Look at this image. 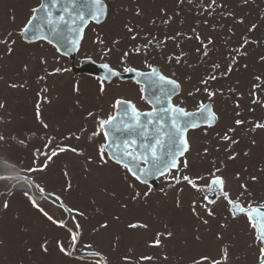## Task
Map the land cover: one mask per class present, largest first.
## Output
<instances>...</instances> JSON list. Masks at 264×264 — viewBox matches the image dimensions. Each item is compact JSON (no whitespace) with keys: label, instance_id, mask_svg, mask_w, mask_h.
Returning a JSON list of instances; mask_svg holds the SVG:
<instances>
[{"label":"rangeland","instance_id":"obj_1","mask_svg":"<svg viewBox=\"0 0 264 264\" xmlns=\"http://www.w3.org/2000/svg\"><path fill=\"white\" fill-rule=\"evenodd\" d=\"M36 1L0 0V40L15 41L9 45L13 49L11 54L0 44V103L5 105L0 109V132L14 137L11 147L0 145V264H77L58 251V242L65 247L70 245L66 228H60L34 208L25 192L54 220H63L67 228L77 230L79 223L83 243L91 244L94 251L101 253V264H211L213 259L225 264L222 260L224 249L228 254L226 264H257L259 246L255 242V230L246 215L233 218L222 196L215 204L208 205L213 212L209 216L201 207L205 203L204 193L183 183L169 187L172 182L161 177L159 186L153 187L154 195L146 202L130 199L123 179L124 170L114 164H101L97 148L105 142L104 136L92 137V133L99 119L114 115L118 109L114 107L117 99L135 100L144 109L150 106L140 99V86L132 80L115 78L111 84L106 83L105 91L101 92L97 76L77 73L74 67L92 58L118 70L124 67L148 70L144 63L147 59L148 63L160 66L180 82L181 91L175 102L196 110L200 100L208 102L200 80L211 75L212 65L219 63L218 79L208 85L217 92L212 104L219 119L208 129L207 135L202 129L190 130L191 147L185 155L189 168L183 174L204 176L199 183L205 185L209 182V173L220 168L216 175L224 178L225 191L232 199L239 198L245 206L249 203L253 207L262 206L264 130L252 132L251 123L236 126L234 120L264 122V105L251 103L252 93L264 101V61L260 59L264 56V0H248L246 4L244 0H217L225 7L216 9L212 16L200 13L197 5L201 0H193L192 5L187 0L184 3L180 0H106L110 4L107 19L100 25L91 23L88 26L75 59L60 56L44 41L28 44L20 37L19 29L31 15ZM229 12L231 16L226 15ZM169 16L171 21L164 24ZM241 18L244 23L238 22ZM205 19L207 24L203 23ZM125 24L139 33L135 41L130 38ZM253 24L257 27L249 32ZM193 28L201 37L210 36L214 42L209 46L207 57L196 51L201 46L194 38H178L160 47L150 46L146 53L131 52L134 46L144 45L152 36L163 40L165 35L180 32L188 37L193 35ZM8 33H12L11 37ZM98 37L103 39V45L96 43ZM245 38L250 43L241 51L247 55L237 57L228 76H220L230 62V50L239 48ZM102 47L111 52L102 55ZM125 51L131 54L126 63H121ZM181 52L186 55L179 64L167 62L168 56ZM41 58L47 63L42 64ZM54 68L67 71L49 75ZM256 76L261 80L257 81ZM12 84L17 87H10ZM254 85L259 87L254 88ZM76 86L78 93L74 91ZM44 88L48 91L43 92ZM197 88L201 91L196 92ZM189 92L193 95L188 96ZM38 104L40 118L48 125L47 129L36 119ZM237 112L240 116H236ZM229 128H235V132L228 134L239 141L231 148L228 141L217 135L222 136ZM48 138H52L53 143L45 148ZM20 140L25 142L21 144ZM252 140L256 143L252 144ZM63 146L75 147L78 152L58 153L47 161L43 171L26 173L27 167L39 168L45 163L42 153L50 154L51 150ZM233 153L237 154L236 159L228 160ZM252 176L257 180L252 181ZM242 184L247 185V192L240 187ZM138 188L145 190L143 185ZM160 189H164L167 196ZM57 196L59 200L55 199ZM210 198L214 197L210 195ZM5 201H8V208L4 207ZM193 202L196 203L195 212ZM125 203L127 207L123 206ZM72 209L83 215H76ZM205 220L207 223L203 222ZM104 223L108 224L107 228L101 227ZM133 223L148 227L129 228ZM168 232L172 235L168 236ZM157 233L161 234V246H150ZM42 245L48 248L47 253ZM89 251L82 249L86 256L84 264L95 262L96 258L88 255ZM142 256H150L152 260H142ZM202 257L208 260L203 261Z\"/></svg>","mask_w":264,"mask_h":264},{"label":"snow or ice","instance_id":"obj_2","mask_svg":"<svg viewBox=\"0 0 264 264\" xmlns=\"http://www.w3.org/2000/svg\"><path fill=\"white\" fill-rule=\"evenodd\" d=\"M180 3H184V0H180ZM187 3L192 5L193 0H187ZM244 3H248V0H244ZM197 7L201 14L206 13L207 16H212L216 9H222L225 5L218 4L217 0H207V2L201 0ZM161 11H163V9ZM57 12L59 14H57ZM140 14V10L137 8L136 15L139 16ZM177 15H179V13H177ZM226 15L231 16L232 13L229 12L226 13ZM69 17L71 19H69ZM106 18L107 5L104 0H79V3L77 0H66L63 5H61V0H50V3L45 2V0H40L38 6L31 9V15L19 29V35L28 44H34L37 41H44L55 48L56 53L60 56L67 57L71 53L79 50L80 41L84 38V28L87 27L89 23L100 25ZM171 19L172 17L169 16L168 19L163 21V23L168 24ZM34 22L37 23L34 25ZM238 22L244 23V20L241 18ZM203 23L207 24L208 21L205 19ZM69 25H71L68 27L70 35H66L64 29ZM124 27L127 32L131 34L130 38L135 41L138 38L139 33L134 27L129 26L128 24H125ZM256 27L257 26L253 24L248 31H254ZM191 31L193 35L188 37H184L180 32H177L173 36L165 35L163 40L152 36L147 39V43L144 45L134 46L131 49V52L139 54L142 51H145L146 53V50L150 46L160 47L168 41L175 42L178 38H194L201 46L197 48L196 51L202 52L203 56L207 57L210 50L209 46L214 43L212 38L210 36L201 37L195 28ZM229 31H231V29H229ZM29 32H31V38H29ZM11 35L12 33H8L9 37H11ZM60 41H64L67 45L64 49H62ZM96 43L103 45L104 41L102 38L98 37ZM113 43H117V41H114ZM249 43L250 41L245 38L239 48L230 50V62L227 63L224 71L220 72V76L226 77L233 71L234 66L237 63V57L247 55V53L241 51V49ZM0 44H4L7 52L11 54L13 49L9 45L15 44V41H9L7 39L0 40ZM177 47H179V45H177ZM110 52L111 49L109 48H101L102 55H108ZM130 54L129 51L123 52L121 63H126ZM185 55L186 53L184 52H181L179 55H170L167 57V62L171 63L172 61H175L179 64L181 58ZM260 59L261 61H264V56H261ZM41 63L46 64L47 61L41 58ZM144 63L148 71H141L135 67H124L122 70H117L108 63H103L101 65L105 70L104 76L97 78L99 81V90L101 92L105 91L104 86L106 83H112L113 77H121V71L125 73H134L135 75L132 78V82L140 86V99L150 106V110L141 112L131 101L117 99L114 107H119L121 105L125 106L124 116L127 117V122H123L119 112L116 115H109L106 119L98 120L96 131L92 133V137L101 134L104 136L105 142L100 144L97 148V154L101 164H114L124 170L123 179L127 185L129 197L132 201L146 202L147 198L154 195L153 185L150 183V180L153 177H163L165 180H170L172 183L169 184V187L183 183L190 186V188L194 189L196 192L204 193L202 199L205 203H203L201 207L207 211L209 216H212L213 212L208 205L215 204L216 199H219L222 196L223 199L227 201L229 212L233 218L241 214L248 217L251 227L256 233L255 242L259 246L257 264H264V207H253L250 203L245 206L240 202L239 198L235 200L232 199L229 193L225 191L224 178L221 175H216V173L221 171L220 168H215L214 171L209 173V182L205 185L199 183V181L205 179L204 176L192 177L183 174V172L189 168V163L185 156V154L190 151L191 147L188 138L189 131L202 129L204 134L207 135L208 129L213 128L218 120V116L216 112L213 111L211 103L213 98L216 97L217 92L211 90L208 85L210 82L218 79L216 73L221 69V65L219 63H214L212 65V74L200 80V84L204 85L202 90L206 93L209 102L200 100L195 111H187L184 107L172 103V97L177 96L181 89V84L178 80L166 76L160 68L148 63L147 59ZM244 67H247V65H244ZM25 70H27V65H25ZM63 71H67V69L54 68L49 75L61 73ZM40 79L43 80L44 77H40ZM255 79L260 81L261 77L256 76ZM10 87L16 88L17 85L12 84ZM20 87H23V85H20ZM253 87L258 88L259 85H254ZM149 88L154 89L156 94L148 96L146 92ZM42 91L47 92L48 89L44 88ZM74 91L77 93L79 92L78 86L74 87ZM195 91L200 92L201 89L197 88ZM192 95V92L188 93V96ZM251 95L253 96L251 100L253 105H264V101L257 98L254 93ZM182 102L183 101H181V103ZM4 107L5 105L0 103V109H3ZM236 107H240L239 102H237ZM249 111H254V109H249ZM91 115L92 113H89V116ZM236 116H240V112H237ZM36 119L44 129L48 128V125L40 118L39 104L37 105ZM117 121L120 122L117 123ZM246 123L252 124V128L250 129L252 132H255L258 129L264 130V122L245 121L243 119L234 120L236 126H243ZM233 132H235V128H229L222 136L217 133L221 140L229 142V148H231V145L239 143L238 140L233 139L232 136L228 134ZM76 139H79V137H76ZM89 139H91V137ZM13 142L14 137L0 132V145H8L11 147ZM24 142L25 141L23 140L19 141L21 144ZM52 143V138H48V142L44 147L47 148ZM251 143L255 144L256 141L252 140ZM37 151L39 152V150ZM66 151L77 153L78 149L71 146H63L51 150L50 154L47 152L42 153L45 156V163L39 168L31 166L27 167L25 169L26 173L31 174L43 171L47 167V161H51L53 157L58 155V153ZM207 152L208 149L205 148L204 153L207 154ZM247 154L248 153L245 152V155ZM236 155V153H233L232 155H229L227 159L234 160L236 159ZM88 160L90 161L91 158L88 157ZM237 178L239 179V173H237ZM250 179L256 181L257 177L252 176ZM138 185H143L145 190L140 191ZM69 187H71V185H69ZM240 187L244 189V192H247V185L242 184ZM40 191L43 193L44 189L41 188ZM160 192L164 196H167L164 189H160ZM244 192H242L241 195H244ZM248 194L251 195V193ZM8 195H12V193H8ZM24 195L28 197L31 205L34 208H37L49 221L57 224L60 228H66L69 233L70 245L65 247L62 242H58L57 244L58 251L62 257H66L70 261L74 260L77 264H84L86 256L82 252V249H85L90 250L88 255L96 258L94 264H101V253L94 251L91 244L83 243L82 236L78 231L80 228L79 223L76 224L77 230L67 228L63 220H54L48 212L39 207L36 199L29 196L27 192H25ZM210 195L214 198H210ZM55 199L59 200L60 197L57 196ZM8 206V201H5L4 207L8 208ZM60 206L62 208L64 207L62 203ZM123 206L127 207V204L125 203ZM195 208L196 203L193 202V212H195ZM71 211L75 212L76 215H83L82 212H79L76 209H72ZM203 222L207 223L206 220ZM101 227L107 228L108 224L104 223ZM128 227L133 229L147 228L148 225L133 223L129 224ZM160 235V233L156 234V239L151 242L150 246H161ZM167 235L171 236L172 233L168 232ZM41 247L45 253L48 252V248L45 245H42ZM227 255V249H224L222 260L225 264L227 261ZM124 259L127 260L128 257H125ZM141 259L150 261L152 260V257L142 256ZM201 259L207 261L208 257H202ZM211 264H221V262L213 259Z\"/></svg>","mask_w":264,"mask_h":264},{"label":"water","instance_id":"obj_3","mask_svg":"<svg viewBox=\"0 0 264 264\" xmlns=\"http://www.w3.org/2000/svg\"><path fill=\"white\" fill-rule=\"evenodd\" d=\"M45 2H49V3H50V0H45ZM65 2H66V0H61V5H63ZM77 2L79 3V0H77ZM104 2H105V4L107 5V17H108L109 12H110V4H109V2L106 1V0H104ZM57 14H59V13L57 12ZM69 19H71V18L69 17ZM106 19H107V18H106ZM106 19H105V20H106ZM36 23H37V22H34V25H35ZM90 24H91V23H89V24L87 25V27L84 28V37H85V34H86V30H87V28H88V26H89ZM70 26H71V25L65 27V29H64L66 35H70L69 32H68V27H70ZM28 35H29V38H31V32H29ZM83 39H84V38H83ZM83 39L80 41L79 50L76 51V52L71 53L68 57H70V58H72V59H75V58L78 56V53H79V51H80V49H81V46H82ZM37 42H39V41H37ZM60 43H61V47H62V49H64V48L67 46V45L65 44L64 41H60ZM103 63H106V62H98V61H96V60H94V59H92V58H86V59H84V60L82 61V63H81L80 66H76V67H74V71L77 72V73H86V74H91V75H94V76H97V77H102V76H104V74H105V70L101 67V65H102ZM108 64H109V63H108ZM110 65H111V64H110ZM111 66H112V65H111ZM112 67H113V66H112ZM156 67H158V68H160V69L162 70V68H161L160 66L156 65ZM113 68H114V67H113ZM115 69H116V68H115ZM137 69H139V68H137ZM117 70H118V69H117ZM139 70H141V71H148V70H143V69H139ZM162 72H163L166 76H169V75H167L163 70H162ZM134 75H135L134 73H125V72H122V71H121V77H119V78L124 79V80H132V78H133ZM170 77H171V76H170ZM115 78H117V77H113L112 80H114ZM171 78H173V77H171ZM173 79H174V78H173ZM179 83H180V82H179ZM180 91H181V89H180ZM179 93H180V92H179ZM146 94H147L148 96H152L153 94H156V92H155L154 89L149 88V89L147 90ZM175 98H176V96H173V97H172V103L177 104V103L175 102ZM123 100H129V101H131L133 104H135L136 108H137L138 110H140L141 112H144V111H148V110H150V108H148V109H142V108H140L135 102H133V101L130 100V99H123ZM208 102H209V101H208ZM211 103H212V102H211ZM178 105H179V104H178ZM165 106H166V105H165ZM179 106H180V107H183V106H181V105H179ZM184 108H185V107H184ZM212 108H213V111L216 112V110H215L213 104H212ZM124 109H125V106H123V105L119 106L118 109L115 111L114 115H116V114L119 112L121 119L123 120V122L126 123V122H127V117L124 116ZM185 109H186V108H185ZM186 110H187V111H195V110H189V109H186ZM216 114H217V112H216ZM217 116H218V114H217ZM218 119H219V117H218ZM119 122H120V121H117V123H119ZM217 122H218V120H217ZM217 122H216V123H217ZM189 132H190V131H189ZM188 138H189V133H188ZM189 143H190V140H189ZM185 155H186V154H185ZM181 159H182V158H181ZM160 178H161V177H160ZM160 178H155V177L151 178L150 183H152L153 187L156 188V187L159 186ZM259 207H264V205L259 206Z\"/></svg>","mask_w":264,"mask_h":264},{"label":"crops","instance_id":"obj_4","mask_svg":"<svg viewBox=\"0 0 264 264\" xmlns=\"http://www.w3.org/2000/svg\"><path fill=\"white\" fill-rule=\"evenodd\" d=\"M39 3H40V0H37V1L35 2L34 6L37 7ZM130 100H132V99H130ZM132 101L135 102L140 108L144 109L143 107H141V106L138 104L137 101H135V100H132Z\"/></svg>","mask_w":264,"mask_h":264}]
</instances>
